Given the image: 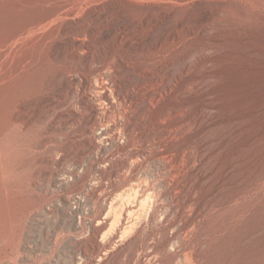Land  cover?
<instances>
[{
	"label": "rangeland",
	"instance_id": "374dc122",
	"mask_svg": "<svg viewBox=\"0 0 264 264\" xmlns=\"http://www.w3.org/2000/svg\"><path fill=\"white\" fill-rule=\"evenodd\" d=\"M0 264H264V0H0Z\"/></svg>",
	"mask_w": 264,
	"mask_h": 264
},
{
	"label": "bare ground",
	"instance_id": "6f19581e",
	"mask_svg": "<svg viewBox=\"0 0 264 264\" xmlns=\"http://www.w3.org/2000/svg\"><path fill=\"white\" fill-rule=\"evenodd\" d=\"M62 3V2H61ZM129 6H130V9L131 10H135V12H138L139 14H140V16L141 17H146V15H147V13L150 11V12H157V13H161L162 14V16H164L165 14H167L169 11H173V7L172 6H166V5H162V6H157V5H149V4H140V3H130L129 4ZM53 8V7H52ZM71 10V9H70ZM91 10V9H90ZM49 11H51V10H49ZM65 11H67L66 9H65V7L64 6H61L60 5V3H59V6H56V7H54V9L51 11V13L48 15V14H46V15H48L47 17H46V19H51L50 21L51 22H49V24L50 23H55V21L56 22H58L57 20L59 19V21H60V19H61V17L63 18V16H64V14H66V12ZM178 11H179V9H178ZM69 14H70V12H68ZM67 13V14H68ZM104 13H106V8H104V9H102V10H97V14H104ZM175 13H177V11L175 12ZM179 13H180V11H179ZM45 14V13H44ZM93 14V13H92ZM45 16V15H44ZM43 16V17H44ZM69 16V15H68ZM90 16V15H89ZM65 17V16H64ZM91 17V16H90ZM40 18H42V16L40 17ZM86 18L87 17H85V20H86ZM65 19V18H64ZM76 19V18H75ZM79 19V18H78ZM35 20L36 19H34L33 21H34V23L33 24H35ZM71 21L73 22V24L75 23V24H78V22L77 21H75V20H72L71 19ZM41 22V21H40ZM43 22V21H42ZM48 22V21H47ZM72 22H71V24H72ZM81 22V21H80ZM31 23V22H30ZM30 23H29V25H30ZM43 23H45L46 24V21L45 22H43ZM69 23V22H68ZM31 25V26H34V25ZM74 24V25H75ZM28 25V26H29ZM37 25V24H36ZM35 25V26H36ZM41 25H42V23H41ZM51 25V24H50ZM73 25V26H74ZM127 25V24H126ZM27 26V25H26ZM27 26V27H28ZM39 26V25H38ZM60 26H62V25H60ZM76 26V25H75ZM37 27V26H36ZM49 27V26H48ZM47 27V29H49ZM124 27V26H123ZM128 27V26H127ZM23 28V27H22ZM182 28H184L183 26H182ZM24 29V28H23ZM22 29V30H23ZM29 29V28H28ZM33 29H34V27H33ZM36 29V28H35ZM43 29V28H42ZM50 30V29H49ZM125 30V29H124ZM126 30H127V28H126ZM21 31V30H20ZM32 31V30H31ZM46 31V30H45ZM57 31L58 32H62L63 33V35L64 34H67V33H70L71 31H72V26H69V25H66V26H62V27H59L58 29H57ZM48 32V31H47ZM53 32V31H52ZM25 35V34H24ZM50 35V34H49ZM61 35V34H60ZM68 35V34H67ZM46 36V35H45ZM44 36V37H45ZM53 36V35H52ZM58 36V35H57ZM69 38H67L68 40H69V42L70 43H73L74 42V40L75 39H72V37L70 38V36H68ZM49 38V37H48ZM79 40V39H78ZM68 43V42H67ZM79 44V43H78ZM82 49V48H81ZM82 51V50H81ZM89 51V50H88ZM83 57V56H82ZM87 76V75H86ZM85 77V76H84ZM110 77V76H109ZM87 78V77H86ZM89 80V79H88ZM97 81V80H96ZM95 82V81H94ZM98 82V81H97ZM91 84V83H90ZM100 90V93H101V96H102V100H108V94L106 93V88L105 87H102L101 86V89H99ZM90 96V95H89ZM146 100V99H145ZM147 102V101H146ZM146 104V103H145ZM94 105V104H93ZM98 105V104H97ZM90 106V105H89ZM95 106V105H94ZM97 107V106H96ZM98 113V112H97ZM124 113V112H123ZM118 121V120H117ZM127 123V122H126ZM114 124V123H113ZM122 125V124H121ZM120 128H122V127H120ZM125 128V127H124ZM109 129V128H108ZM108 129H107V127H106V129H103V130H101L100 131V136H102V138L101 139H108V138H110V140L112 139V138H114V136L115 135H113L112 133H110V132H108ZM115 129V128H114ZM111 130V129H110ZM120 130V129H119ZM114 131V130H113ZM124 133V132H123ZM113 135V136H112ZM111 136V137H110ZM128 138H129V136H128ZM101 141V140H100ZM159 141H160V139H159ZM146 150V149H145ZM129 165H131V164H129ZM145 186H142L141 184H138L137 182H135L134 184H132V185H130L129 187H127L126 189H123V190H125V191H123L122 193H118L119 195V197H118V199L120 198H122V199H129V198H133V202L135 203V204H137L136 202L137 201H134V200H137V198H139V197H141L143 194H144V192H145V188H144ZM144 196V195H143ZM144 198V197H143ZM146 198H147V195H146ZM130 200V199H129ZM131 201V200H130ZM132 202V203H133ZM139 202H141V201H139ZM143 202V201H142ZM128 204H129V202L126 204V206H125V215H126V218H127V220H126V222L125 223H121L120 224V228H122L121 229V233H124L125 231H126V229H131V231H132V227H133V225H136V228L138 229V230H140L141 229V227H142V224H143V221L140 219V220H138L137 222H134V219L139 215V213H132V212H135L136 211V209H134L133 207L131 208V205H130V207H128ZM130 204H131V202H130ZM134 205V204H133ZM136 207V206H135ZM165 221V220H164ZM166 221H167V219H166ZM163 223H165V222H163ZM111 225V222H108V219H107V217L105 218L104 217V219H102V220H98L97 221V223H96V226H93L91 229V231H92V234H94L97 230H100V229H102V228H109V226ZM135 236V235H134ZM135 240V237H130V238H128V239H126V241L125 242H123L122 243V246H120V248L121 247H123V246H125L126 244H130V243H132L133 241ZM151 246H153V245H151ZM113 254V253H112ZM111 254V255H112ZM110 255V256H111Z\"/></svg>",
	"mask_w": 264,
	"mask_h": 264
}]
</instances>
